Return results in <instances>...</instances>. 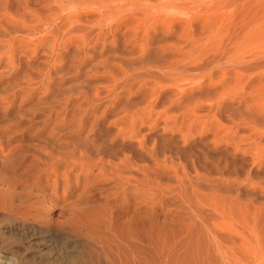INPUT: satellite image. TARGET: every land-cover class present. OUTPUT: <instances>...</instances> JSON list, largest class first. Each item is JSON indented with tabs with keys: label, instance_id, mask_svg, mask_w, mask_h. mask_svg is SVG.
I'll return each instance as SVG.
<instances>
[{
	"label": "rangeland",
	"instance_id": "1",
	"mask_svg": "<svg viewBox=\"0 0 264 264\" xmlns=\"http://www.w3.org/2000/svg\"><path fill=\"white\" fill-rule=\"evenodd\" d=\"M2 144L61 164L14 189L88 264L138 228L145 264H264V0H0Z\"/></svg>",
	"mask_w": 264,
	"mask_h": 264
},
{
	"label": "bare ground",
	"instance_id": "2",
	"mask_svg": "<svg viewBox=\"0 0 264 264\" xmlns=\"http://www.w3.org/2000/svg\"><path fill=\"white\" fill-rule=\"evenodd\" d=\"M168 1H171V0H168ZM40 43L41 41L38 43V45ZM9 148H10L9 146L3 145V144L0 147V150L2 151V158H3L0 161V165L2 166L1 172L3 173V174L1 173L2 175L0 176V196H1L0 211L3 215L6 214V216L0 217V235H3L4 233L8 232L9 234H12L13 237L14 236L22 237L24 239L22 244L24 246L28 242L30 243L29 245H31L30 247L32 248L36 247L39 251V254L37 255L34 254V255H29V256L24 257L25 259L32 261V262H34L33 260H37L38 263L44 262V264L45 263L46 264H88L89 262H91L93 258L91 256V251L88 250V247H85L87 248V250H85L84 252H80L77 250L78 252L76 253H69L67 250V248L69 249V238L68 237L64 238L61 236L60 237L61 239H57L59 234L56 233L54 229L48 228L46 227V225H43V224H38L37 221H40V220L37 219V217L32 216L33 214L32 212L36 210L37 208V203L34 201H29L30 197L27 196L26 193L22 195L20 194V192H16L17 190H15L20 185L25 186L26 184L22 182L21 183L17 182L16 180L17 175L21 176L17 173V169L24 168L29 179L32 181V183L35 186L38 187L44 176L47 177V179H48V176L50 177L51 175H54L57 179L62 178V176H60L58 172V167H60L61 164L60 165L52 164L51 166H49V168H43L41 163H35L30 159L31 154L18 157L16 153L18 151H21L23 149L22 147L20 146L15 147L14 150L10 151L11 154L10 152L7 153V150ZM19 158H21L20 162L17 161ZM28 160H30V163L27 166H25V163ZM68 178L69 176H67L65 180L62 181V183L66 185L70 184L71 181ZM25 213L26 215H24ZM7 214L10 215L11 217H17V218H22V219L16 220L17 224L10 226V227L8 226L9 228L6 231V227L3 226V220L5 217H7ZM30 218L34 219L32 220L33 222L27 221ZM46 236L47 238H45ZM123 240H125L124 244L128 248L130 247L129 245H131L130 243L131 241L136 242L139 248H137L138 251L134 252V255L132 256V261L134 264H145V260L142 256V252L140 253V251H142V247L145 246V243L147 242V240L145 238V235H143L141 229L138 228L134 233L129 234L128 238L123 239ZM42 244H46L44 248H40ZM57 244L58 245L60 244V246L57 247ZM27 248H26V251H27ZM28 249H31V248H28ZM10 251L11 253L18 252L17 249H13V248H11ZM101 255L103 256V254ZM108 255L104 254L103 256L107 259L106 261H108V258H109ZM93 257H94L95 262L97 263L100 262V258H101L100 256H97V257L93 256ZM127 261H128L127 257L125 258V256L122 255L119 261L121 263L119 264H127L126 263ZM108 262L111 263V260H109ZM0 264H12V262L4 261L2 260V258H0Z\"/></svg>",
	"mask_w": 264,
	"mask_h": 264
},
{
	"label": "clouds",
	"instance_id": "3",
	"mask_svg": "<svg viewBox=\"0 0 264 264\" xmlns=\"http://www.w3.org/2000/svg\"><path fill=\"white\" fill-rule=\"evenodd\" d=\"M12 264H26L23 254H12Z\"/></svg>",
	"mask_w": 264,
	"mask_h": 264
}]
</instances>
